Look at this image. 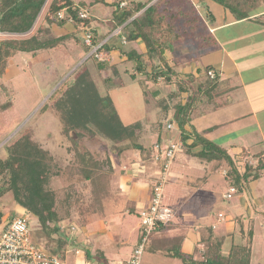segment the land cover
Wrapping results in <instances>:
<instances>
[{
    "label": "trees",
    "instance_id": "trees-1",
    "mask_svg": "<svg viewBox=\"0 0 264 264\" xmlns=\"http://www.w3.org/2000/svg\"><path fill=\"white\" fill-rule=\"evenodd\" d=\"M202 1L204 0H197V3ZM212 1L222 5L234 20L241 21L250 17L253 5L258 0ZM96 3L112 7L110 23L107 24L108 29L103 35H98L97 29L90 27L93 21L87 10L94 3L77 7L73 0H0V33L27 34L35 26L42 12H44L43 21L47 25L66 29L64 27L71 23L74 28L54 38H44L41 36V29L38 28L27 38L0 41V79L4 75L9 59L17 53L35 55L39 51L60 47L78 29L83 33L88 30L92 34L94 46L104 42L100 47L101 55L107 57L116 51L119 57H124L125 63L133 64L131 71L126 70L132 80L140 77L141 84L151 83L152 87L160 82L174 86L175 90H171L172 92L168 94L166 103L164 99L156 101L160 108L159 119H164L170 109L173 110L172 118L180 131L181 141L185 142L192 137V143L186 147L187 150L201 146L202 149L198 153L200 159L224 161L227 166L225 177L233 187L241 186L242 182L248 180L258 179L264 170V161L259 160L255 168L247 166L244 174L240 176L222 148L196 132L191 134L185 132L199 98L203 93L209 92L208 95L213 93L219 77L211 67H206L203 75L207 77V83L193 87L194 78L191 76L180 78L177 68L167 62V56L178 45L193 44L195 52L203 53L216 44L207 22L200 15L193 0H155L154 2L153 0H97ZM121 3L125 5L121 7ZM61 11L64 13L63 19L57 17ZM81 11L88 14L86 18L78 17ZM116 31L117 33L114 34ZM114 36L118 37L119 41L116 45H109L108 39ZM107 37L109 38L106 40ZM130 42H139L143 45L144 52L124 51L121 43ZM90 59L94 61L95 68H93L96 72H108L110 66L106 61L98 62L93 57H88L49 97L62 117L64 133L76 135V140L73 142L75 145L84 136L103 138L106 144L111 145L112 153H123L128 149H144V145L134 142L142 136L141 124L136 122L124 125L111 98L99 94L89 66H83ZM211 70L215 72L213 79L207 76V72ZM109 80V76L102 79L108 91L119 87V85H110ZM152 95L157 96V91H152ZM175 99H178V102L172 104ZM162 125L158 121L155 129L159 132L165 130L166 125L165 128ZM22 130L18 138L5 145L6 156L0 158V199L11 194L14 204L36 218L43 230L56 234L60 233L58 224L68 218L71 220L74 210L79 212L83 210L87 214L101 213L103 201L109 194L110 176L113 171L110 155L98 159L87 152L82 154L75 152L74 163L66 168V173L71 179L79 177V181L84 184L82 183L80 187L79 184L71 183L66 187L65 195L59 203L65 215H60L56 192L51 188L52 178L59 176V167L47 151L34 142L29 128ZM83 190L88 191L87 200H84ZM2 216L0 212V225ZM172 223L173 221L167 225L158 224L154 232L168 231L172 228ZM210 234L199 239L197 243L199 247L200 244L204 245V252L199 254L201 260H197L192 254L180 251L181 238L173 239L175 242L171 240L173 244L171 241L165 244L164 239L158 240L157 244H161L165 256L177 258L183 264H250L251 233L242 236L243 242L240 244L232 242L226 253L223 252L224 236L217 237ZM140 237L139 231L134 247Z\"/></svg>",
    "mask_w": 264,
    "mask_h": 264
},
{
    "label": "crops",
    "instance_id": "crops-1",
    "mask_svg": "<svg viewBox=\"0 0 264 264\" xmlns=\"http://www.w3.org/2000/svg\"><path fill=\"white\" fill-rule=\"evenodd\" d=\"M193 3L197 5L200 15L207 22L208 29L213 35L216 44L209 51L203 53L188 52V50H184L183 46L178 45L167 56V62L170 66L177 68L180 78L185 79L189 76L194 78L193 87L202 83V79L205 77L203 70L206 67H211L215 70L219 77L213 93L210 95H208L209 92L207 94L203 93L199 98L200 100L190 118V123L185 127V132L189 134L196 132L222 148L230 157L239 175L242 176L247 166L255 168L259 160L264 161V0L256 1L250 17L241 21L234 20L232 15L215 1L204 0L201 3H197V0H193ZM68 25L72 24L68 23L64 28ZM90 27L97 29L98 35L105 34L108 29L107 25L106 27H102L101 25L98 27L93 25V22ZM118 41L119 39L116 36L108 39L109 45L112 46L116 45ZM121 44L123 50L126 52H144L143 45L139 42ZM104 58L110 66L108 72L111 74L114 72L119 73L121 66L129 65V63L124 62V57H119L116 51ZM126 70L128 69L126 68L123 72L126 73ZM112 90L115 92L119 89ZM154 98L157 99V96ZM157 107L156 119L151 123L149 122V125H151V130L149 131L154 132V138L151 136L149 139L144 138L146 136L144 132L139 139V143L141 145L146 144L144 146L147 149H128L123 153L115 152L112 155L109 154L113 171L110 176L109 194L102 204L104 226L117 232H120L123 228L128 229L132 225L131 215L133 212H135L139 224V213L149 205L151 185L155 181L154 179L158 170L157 164L153 162L152 157L150 159L147 157V153L152 154V147L155 143L163 146L180 142L182 145L186 144V146L182 147L176 155L177 158L175 157L173 160V162L178 160L177 164H180L177 175L181 185L177 189L188 186V191L193 190L194 194L201 192L202 195L198 202L197 212H193L188 208L187 211L183 210L180 211V214H176L173 219L172 228L160 233L161 236H158L154 240V247L162 248L161 244H157L158 240L164 239L166 244L173 239L181 238L182 240L179 243L180 251L185 254H192V246L198 245L199 239L211 233L217 237L224 236L223 252L226 253L232 242L235 244L243 242L242 236L251 233L253 239L254 217H258L259 214L264 215L260 211V207L264 206V170L258 179L242 182L241 186H234L237 197L236 205L232 207L236 211H231L234 217L229 218V215H225L223 211H217L216 214L210 213L209 209L213 206L230 208V203H232L234 195H231L230 198L224 197L228 193L229 188L233 187L225 177L227 166L223 161L217 162L215 160L206 161L200 159L198 153L202 149L201 146L187 150L186 147L192 143V137L186 139L185 142L181 141L180 131L177 128L175 120L172 118L173 110L170 109L166 116L172 118V121L168 120L167 123H172L173 129L166 132H162V130L160 132L157 131L155 126L160 121V110ZM136 122L142 123L140 120H136L127 124L123 122V124L131 125ZM146 123H142L143 126H147ZM210 164L211 166H209ZM218 168L222 169L223 180L224 182L226 181V192H222L219 195L222 201L218 200L214 203L215 200L210 201V198L217 188L212 183L216 181L214 172ZM185 177H188V179L186 184H183L185 182L183 178ZM81 185L80 187H82ZM184 190L186 191V189ZM253 190L254 193L252 195L251 192ZM84 198V200L88 199V191H84ZM167 199L170 201L168 196L164 197L165 204H167ZM179 202L176 193V196L171 199L170 203H176L179 205L178 209H182L185 204L180 205ZM10 205L11 203L0 208V212L3 214L0 234L12 218L27 213L32 230H41L47 236L55 237L57 235L59 237H57V242L50 244V247H48L47 243L44 244L45 248H51V251L56 249L57 252H61L63 258L69 255L75 257L76 253H73L71 246L75 243L77 245L84 243L78 239L77 234L81 235L84 232L88 234L91 228H95V226L92 227L91 223L93 216L101 214H87L83 210L80 212L74 210L72 213L73 219H80V222L84 223L91 218L89 227L82 225L79 227L74 222H70L68 218L58 224L60 233L56 234L43 230L37 223L36 218L25 209L16 204ZM167 206L172 210L174 209L169 204ZM250 207L255 208V210L253 209L249 212ZM243 209L248 218H245L241 214ZM219 214L222 217H219ZM240 214L242 215L241 217ZM99 221L101 220L98 219L96 222L93 220L94 225L97 226ZM262 225L264 230V223ZM220 227L225 228L222 229L223 232L220 231ZM75 229H77L76 234L74 233ZM217 230H219L218 234L215 233ZM70 233H74L75 235L71 236ZM41 236L36 234L37 238H41ZM61 237H64L67 242L62 243ZM98 237L103 238L100 235ZM106 237L107 235L104 234V245L108 241ZM73 240L74 242H72ZM198 251V256L204 252L203 244H200ZM131 254L126 261L130 258ZM192 255L195 256L194 254ZM76 260L77 264L84 263L80 258H76Z\"/></svg>",
    "mask_w": 264,
    "mask_h": 264
},
{
    "label": "rangeland",
    "instance_id": "rangeland-1",
    "mask_svg": "<svg viewBox=\"0 0 264 264\" xmlns=\"http://www.w3.org/2000/svg\"><path fill=\"white\" fill-rule=\"evenodd\" d=\"M73 1L77 7L94 3L91 8L87 10L89 16L92 17L93 25L106 27V25L110 23L112 7L96 3L97 0ZM154 1L155 0H153V2ZM43 14L44 12L41 13L35 23V26L27 34L18 35L0 33V41L5 39L27 38L38 28L41 29V36L44 38H54L61 34H66L68 31L74 29L72 25H68L66 29L57 28L55 25H47L43 21ZM83 39L84 33L78 29L77 32L69 37L60 47L39 51L35 55H32L31 53H17L14 57L9 59L4 75L0 79V158H5L6 156L5 145L10 144L18 138L22 134V129L29 128L34 142L45 149L53 158L55 164L59 167V176L52 178L51 188L56 192L60 215H65V211L63 208H60L61 204L59 203L65 195L66 187L71 183L79 184V186L81 183L84 184V182L79 181V177L71 179L66 173V168L70 167L74 163L75 152L78 151L81 154L87 152L98 159H104L107 154H113L111 152V145L109 146L105 143L103 138H99L97 136L91 137L86 134L88 136L82 137L76 145L73 144L76 140V135L74 133H69L67 135L64 133L63 121L61 119L62 117L49 99L51 94L59 88L66 78L71 76L74 71L78 69V67L89 55L88 53L86 54V49L88 48L85 46ZM66 45L71 46L66 48ZM188 45L183 46L184 50H188V52H195L193 44ZM92 60L93 59L88 60L83 66H89L92 80L99 94L101 96L107 95L111 98L121 121L125 124L136 120H140L142 123L147 122V126H143L141 123V134L145 132L146 136L144 138L146 139H149L150 136L154 138V132L149 131L151 130L149 122L151 123L156 119V101L157 99H164V102L166 103L168 101L167 96L172 92L171 90H173L174 86L160 82V84L152 87L153 85L151 83L147 85H145L146 83H142V85L140 83V77L132 80L127 73L123 72L126 68L128 71H131V67L133 66L132 63L121 66L119 73H98L94 69V61ZM105 76L110 77V80L108 81L110 85H119V87H117L119 90L115 92L113 90L108 91L102 81ZM207 80V77H204L202 79V83H207ZM154 90H157V99L152 95V91ZM177 100L178 99H175L172 104L178 102ZM168 120L172 121V118L165 117L160 120V123L163 124L162 126H164V128ZM166 131V129L162 130V132ZM138 140L139 139H136L134 142L141 145ZM147 157L150 159L151 153H147ZM177 163L178 160H175L171 163L172 167L170 165L167 181L163 190V201L166 196L170 198V201L167 199L166 205L169 204L174 208L173 211L175 212V215L180 214V211H187L188 208L193 212H197L198 202L202 193L197 192L198 195L194 194L193 190H187L188 186L177 189V187L181 185L180 179L177 175V173H179L178 168L180 164L178 165ZM209 166H211V164ZM221 170L218 168L214 172L216 175V181H213L214 183H212V185L217 188L215 192L212 193V197L210 198V201L215 200L214 203L218 200L222 201L219 195H221L222 192H226V181L224 182L223 180V172ZM183 179H185L183 184H186L188 177ZM184 189H186V191ZM176 193L177 198L180 201V205L185 204L182 209H178V204L170 203L171 199L176 196ZM253 193L254 190L251 194L253 195ZM232 195H234V197L232 203H230V208L236 205L237 201V197L234 192ZM9 203H11V205L14 204L11 194H7L0 199V208L8 205ZM213 207L209 209L210 213L216 214L217 211H223L225 212V215H229V218L234 217V214L231 211H236L233 208H222L220 206ZM253 209L255 210V208L250 207L249 212ZM257 210L259 211L258 208ZM260 211L264 213V206L260 207ZM241 214H243L245 218H248L245 215L244 209ZM241 214L240 217L242 216ZM73 218H71L70 221L74 222L79 227L80 225L89 227L91 222V218L84 223L80 222V219L78 220ZM254 218V236L252 239L250 264H264V230L262 225V223H264V215L259 214L258 217ZM98 219L101 221H99L96 226L94 225L93 220L96 222ZM93 220L91 223L93 225L92 227L95 226V228H91L88 234L86 232L81 235L77 234L78 239L84 243L80 242V245L75 243L71 246L73 253H76L75 257L69 255L64 256L63 258V254L61 252H57L56 249L51 251V248H45L46 246L44 243H47L49 245L48 247H50V244L57 242L58 236H47L46 233L44 234L41 230H32L31 223L30 241L38 244L44 251H46V253H53V255L60 257L65 264H77L76 258H80L84 261V263L82 262L80 264H124L126 259L132 253L135 245V239L139 233V230H137L139 229L137 227L138 220L135 212L131 215V227L128 229L123 228L120 232L111 230L107 226H104L103 211L101 214L93 216ZM222 229L225 228L220 227L221 232H223ZM76 230L77 229L74 230L75 234L77 232ZM74 233H70L71 236H74ZM160 233L161 232H153L150 236L142 256L141 264H183L181 260L177 258H168V256H165V253L162 252V249L154 247V240L158 236H161ZM215 233L218 234L219 230L215 231ZM36 234L42 235L41 238H37ZM104 234L107 235L106 239L108 240L105 242V245ZM99 235L103 238H99ZM60 240L62 243L67 242L64 237H61ZM72 242H74V240ZM173 242L175 241L173 240ZM173 242L171 244H173ZM198 249V245L195 244L194 247L192 246V254L195 255L197 260H201V257L198 256Z\"/></svg>",
    "mask_w": 264,
    "mask_h": 264
},
{
    "label": "built area",
    "instance_id": "built-area-1",
    "mask_svg": "<svg viewBox=\"0 0 264 264\" xmlns=\"http://www.w3.org/2000/svg\"><path fill=\"white\" fill-rule=\"evenodd\" d=\"M121 3L120 6H124ZM88 14L85 11L79 12L80 19L86 18ZM59 19L64 18L61 11L57 14ZM117 31L114 33L116 34ZM84 44L88 48V57H93L98 62L106 61L100 54V47L92 44V34L87 30L84 33ZM207 76L210 79L215 77L214 71H208ZM173 124L167 123L166 130H172ZM183 145L179 143H170L168 145L154 144L152 147V160L158 166L154 183L150 189V199L147 208L139 213V231L140 239L134 247L130 258L124 264H141L142 256L148 241V238L154 232L158 224L167 225L175 217L174 211L163 201V190L167 181L170 165L175 159L177 153ZM236 192L234 187L224 196L230 198L232 193ZM222 217L221 214L218 215ZM0 264H65L60 257L52 253H46L38 244L30 241V223L29 216L26 214L16 216L10 220L5 229L0 234Z\"/></svg>",
    "mask_w": 264,
    "mask_h": 264
}]
</instances>
